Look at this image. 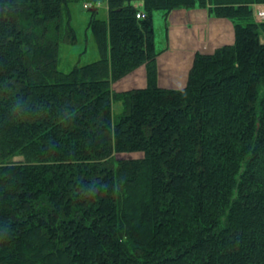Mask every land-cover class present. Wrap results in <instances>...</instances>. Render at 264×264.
Returning <instances> with one entry per match:
<instances>
[{"label":"trees","instance_id":"trees-1","mask_svg":"<svg viewBox=\"0 0 264 264\" xmlns=\"http://www.w3.org/2000/svg\"><path fill=\"white\" fill-rule=\"evenodd\" d=\"M77 1L99 56L63 71ZM100 1L0 0V264H264V0ZM182 7L234 39L160 87L152 14Z\"/></svg>","mask_w":264,"mask_h":264},{"label":"crops","instance_id":"crops-1","mask_svg":"<svg viewBox=\"0 0 264 264\" xmlns=\"http://www.w3.org/2000/svg\"><path fill=\"white\" fill-rule=\"evenodd\" d=\"M131 2L139 8L143 5V0H131ZM102 11L103 15L107 17L106 5L102 6ZM159 11H153L152 14L154 33L155 19L158 22L160 19L164 21V24L161 22L164 39L159 37L162 43L155 42L156 47H161L157 49L160 52L157 55L158 84L160 87L182 88L187 81V73L191 68L195 51L212 52L220 45L232 43L234 39L233 24L228 18L211 15L206 7L174 8L167 14L164 10H161L162 13ZM166 57L171 61L173 69L171 75L168 74V67L164 63ZM140 72L139 82H130L127 87L116 85L115 90L144 87L146 85L145 71Z\"/></svg>","mask_w":264,"mask_h":264},{"label":"rangeland","instance_id":"rangeland-1","mask_svg":"<svg viewBox=\"0 0 264 264\" xmlns=\"http://www.w3.org/2000/svg\"><path fill=\"white\" fill-rule=\"evenodd\" d=\"M159 10H155V11H159V13H162L163 10L162 11L161 9ZM71 12H72L74 28L77 35V41L75 43L61 42L60 44L58 68L63 71H68V69L72 68L75 65L80 66V64H84L96 60L98 59L99 56L98 48L95 44L94 37L93 35H91V32L87 29V24H88L87 22L89 20L91 12L84 8L82 1H77V3L71 5ZM161 22L162 24H164L163 19H160V22H158L157 19H155V33H156L155 42L157 44L162 43V41L159 40V37L164 39V31ZM263 39L264 37L262 36V40ZM160 48L161 47L157 46V49ZM164 63L168 67V72H169L168 74L171 75V71L173 73V69L171 67V61H169V59H167L166 57V61ZM140 71H145V78H146V67L144 66V64H140L136 69L128 72L127 74H125L120 78L115 79V81H112L111 89L113 91H116L115 90L116 85H118L119 87H123V86L127 87V85H130V82L133 81L139 82V78L141 77ZM129 154L133 156H139L140 152L133 151L130 152ZM119 155H122V153H120ZM22 159H23L22 155L15 154L12 158V161L14 160L18 161Z\"/></svg>","mask_w":264,"mask_h":264},{"label":"built area","instance_id":"built-area-1","mask_svg":"<svg viewBox=\"0 0 264 264\" xmlns=\"http://www.w3.org/2000/svg\"><path fill=\"white\" fill-rule=\"evenodd\" d=\"M258 15H259L260 17H262V18L264 17V6H259V7H258ZM137 16H138V17H143L144 14L138 12V13H137Z\"/></svg>","mask_w":264,"mask_h":264}]
</instances>
